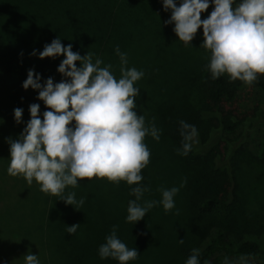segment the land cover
Segmentation results:
<instances>
[{"label": "trees", "instance_id": "16d2710c", "mask_svg": "<svg viewBox=\"0 0 264 264\" xmlns=\"http://www.w3.org/2000/svg\"><path fill=\"white\" fill-rule=\"evenodd\" d=\"M175 2L179 6V0ZM240 2L235 0L233 8ZM161 4L162 0H0V105L3 109L0 118V264H24L23 256L29 252L38 255L40 264H57L62 258L65 264H84L87 260L76 250L62 256L50 235L56 211L77 217L79 213L73 210L79 204L66 205L60 196L40 191L35 180L29 184L23 175L12 176L8 172L10 144L6 141L19 138L31 118L29 106L40 105L41 119L43 113L50 110L37 99V91L22 87L28 71L40 74L41 83L48 78H52L54 84L66 79L57 71L63 55L44 59L30 55L33 50L42 51L58 37L63 46L71 44L72 51L82 57L91 54L93 63L99 58L103 61L101 67L111 65L117 80L121 77L117 47L127 56L126 69L133 68L131 64L139 49L144 48L143 56H151V47L158 50L162 59L178 67L180 75L174 79L173 86L176 91L171 93L175 96L167 98L168 94L163 91L167 79L155 86L157 78L153 77L150 89H155L146 97L145 106L160 110L153 118L165 129L161 136L168 157L163 158L180 169L170 174V183L176 180L182 186V198L196 225L195 231L200 230L198 237L206 243L204 263L213 255L224 253L247 258L248 264H264L260 261L264 210L255 215L249 213L254 204L244 188L245 178H257L264 164V109L260 106L263 103L264 107V98L256 99L260 95L264 97V74H257L253 82L255 102L250 107L243 106L247 100L242 101L240 97L247 84L239 80L229 82L227 74L212 78L208 68L211 51L201 46L203 29L197 30L188 51V46L174 33V23H165L171 18V10L165 11ZM213 9L210 3L201 13V20L208 18ZM76 66L80 67L78 61ZM16 108L23 109L20 124L14 119ZM180 121L194 125L198 132L186 156L178 153L182 151L183 142ZM251 137H255V141L250 146ZM103 182L95 177L78 180V186H69L63 195L74 192L79 201L78 194L83 187L96 189ZM82 198L85 197L80 194V200ZM134 199L131 194V200ZM258 229L263 232L259 233ZM152 233L140 232L142 242ZM194 237L195 233L189 232V236L182 239L183 243ZM156 238L154 235L149 246L167 240V237L159 241ZM138 242L131 237L126 241L127 247L137 248ZM175 242L152 250L159 257L157 264H165L168 259L172 262L174 251L178 254L184 249L181 255L185 260L192 255L181 243ZM176 244L179 245L174 248ZM54 247L59 248L57 252L53 251ZM98 264L109 263L102 259Z\"/></svg>", "mask_w": 264, "mask_h": 264}, {"label": "clouds", "instance_id": "9594fccd", "mask_svg": "<svg viewBox=\"0 0 264 264\" xmlns=\"http://www.w3.org/2000/svg\"><path fill=\"white\" fill-rule=\"evenodd\" d=\"M235 0H162L165 11L171 10L166 24H173V31L186 46L194 39L197 30L203 29L201 46L211 51L208 68L213 79L227 74L229 82L239 80L251 85L257 74H264V0H241L233 8ZM210 3L214 5L208 18L201 20ZM120 56L121 77L117 80L111 72V65L101 67L99 58L93 63L92 55L81 56L72 51V45L63 46L61 39H53L42 51L30 54L40 59H64L57 71L66 79L59 83L52 78L41 83V76L29 70L22 87L38 92L37 99L50 109L41 119L39 104L29 106L30 120L19 138L6 141L10 144L8 172L12 176L23 175L31 184L35 180L40 191L60 196L66 205L83 204L77 201L75 193L67 195L65 189L78 186V180L107 178L119 183L139 185L140 174L149 163L150 152L143 143L150 134L159 140L157 129L145 127L142 115L138 116L135 99L140 89L134 87L144 75L135 68L126 69L127 56L116 48ZM80 67L76 66V62ZM23 109H14V119L22 123ZM73 121L75 122L73 124ZM183 137L180 155H187L198 136L194 125L180 121ZM148 191L137 186L132 188L134 200H129L126 222L133 226L145 218L146 213L156 206L157 201L139 203ZM179 189L162 190V204L165 211L174 208V196ZM76 209V208H75ZM80 224L67 227L68 234L76 233ZM106 242L99 248L101 259L113 258L119 264H128L139 254L136 248L129 249L116 235L115 226ZM183 243V240H179ZM199 250L193 249L186 264H199ZM244 259V258H242ZM24 264H40L38 255L23 256ZM223 264H230L227 258Z\"/></svg>", "mask_w": 264, "mask_h": 264}, {"label": "rangeland", "instance_id": "374dc122", "mask_svg": "<svg viewBox=\"0 0 264 264\" xmlns=\"http://www.w3.org/2000/svg\"><path fill=\"white\" fill-rule=\"evenodd\" d=\"M162 5L163 4H161L160 7ZM188 51H190V46H188ZM150 53L151 56L147 55L148 57L150 56V58H148L143 56L144 48L139 49L132 61L131 67L144 73L141 79L134 84V87L140 89L139 96L134 101L137 105L135 111L138 116L142 115L144 117L145 127L151 128L154 125L159 135V140H156L150 134L146 135L143 140V143L150 152V157L148 165L141 170L140 174L143 179L140 184L144 188H147L148 191L144 192L139 203L143 206L145 201H157L156 206L149 209L145 218L133 226V223L126 222V217L128 215L127 207L129 200H131L132 188L139 185H129L126 181H120L117 184L107 180V178H101L104 182L96 189L83 187L79 191L78 200L80 201V194L85 198H82L84 201L83 204L78 205L76 209L73 210L79 213L77 217L76 215L69 216L67 213L64 214L59 210L56 211V215L51 220L50 228V235L53 238V242H56L57 247H60L62 256L64 257L71 251L76 250L78 253H82L83 258L86 257L87 260H85L86 262L84 264L102 263V259L99 255V248L106 242L105 238L112 233L115 226L117 237L125 243L126 246V241L131 237L139 240L138 247L136 248L139 256L135 260L129 261L128 264H135V262L136 264H157L159 257L157 253L152 252V250L169 247L168 245L175 241L179 243V240L184 239L185 236H189V232H193L195 233V237L190 240H187V238L185 240L187 242L181 245L188 251H191L192 255L193 249L199 250V264H223L225 258L229 260L230 264H248L249 260L247 258L242 257L244 258L242 259L240 257L226 256L224 253H217L213 255L209 261L204 263L203 248H205L206 243L201 241V237H198L200 230L197 232L195 231L196 225L190 217L186 201L182 198V186L176 180L170 183V174H173L172 172L178 173L180 169L176 164L173 165L169 161L166 162L163 158L168 157V154L163 150L165 144L161 136L165 129L162 124H159L153 118L156 114L157 116L159 115L160 110L156 107L149 108L145 106L146 97L149 95L151 89H155H150L151 79L153 77L157 78L155 86L166 79L168 80L165 87L166 89H163V91L168 94L167 98H170L171 95L175 96L171 94L175 90L173 87L175 84L174 79L179 76L180 73L176 65L173 66L169 64V61L162 59L158 50H154L151 47ZM152 67H156V69L153 70ZM254 93L252 83L248 85L241 94L240 100H247L242 104L243 106L247 104V106L250 107L255 102L253 99L255 97ZM260 96L258 98L256 97V99L262 101L264 97L262 95ZM160 101L161 98L158 102ZM260 106L264 109L263 103H261ZM227 108L229 109L231 107L227 106ZM236 109L240 110L238 107H236ZM2 115L3 109L1 110L0 105V118ZM254 141L255 137H251L250 146ZM259 171L257 178L256 176L253 178L250 176V180L245 178L244 188L246 193L249 194L250 202L254 204L253 209L251 206V209H249L251 215H255L260 210H264V164L260 167ZM173 187L179 189L178 193L174 196L175 206L173 209L165 211L162 204L159 203L162 199V190H170ZM90 194L91 197H89ZM75 224H80L76 233L72 235L68 234L67 227ZM54 228H57L58 231H55ZM148 231H152L153 233L150 234L145 243H143L140 232L145 234ZM214 232L215 230L213 232L210 231L207 236H211ZM258 232L262 233L263 231L258 229ZM154 235L158 237L156 241L163 239V237H167V240H163L154 246H149L153 243ZM262 243L263 254L260 258L261 262L264 261V241ZM178 245L179 244H176L174 248L178 247ZM128 248L131 249L132 247L129 246ZM57 249L59 248L54 247L53 251L57 252ZM183 250L181 251L182 253ZM181 252L177 254V252L174 251L170 260L176 264H186L189 257L185 260L182 258ZM175 253L177 254L176 256ZM93 256H96V259H94ZM163 259L164 258H162V262H164ZM104 260L109 264L117 261L111 257L105 258ZM172 262L168 259L165 264H173ZM56 263L65 264V260L62 258L60 261L57 260Z\"/></svg>", "mask_w": 264, "mask_h": 264}]
</instances>
